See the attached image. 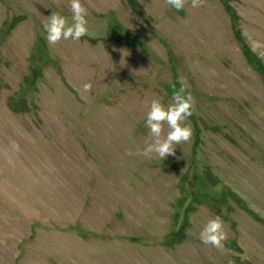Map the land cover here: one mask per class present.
<instances>
[{"label": "rangeland", "instance_id": "1", "mask_svg": "<svg viewBox=\"0 0 264 264\" xmlns=\"http://www.w3.org/2000/svg\"><path fill=\"white\" fill-rule=\"evenodd\" d=\"M81 3L88 35L50 45L69 0H0V264H264V77L242 53L264 70V0ZM181 81L191 142L138 155L146 102ZM217 215L222 250L199 239Z\"/></svg>", "mask_w": 264, "mask_h": 264}, {"label": "clouds", "instance_id": "2", "mask_svg": "<svg viewBox=\"0 0 264 264\" xmlns=\"http://www.w3.org/2000/svg\"><path fill=\"white\" fill-rule=\"evenodd\" d=\"M165 3L176 12H181L189 3L192 8L202 7L204 0H165ZM69 9L72 13L71 24L65 16L57 12H52L48 21L44 23L46 40L50 45H56L62 39L78 41L88 35V9L81 0H69ZM91 88L90 83L83 85V91L86 93L90 92ZM146 103L148 111L145 126L149 130L151 142L146 143L143 150L138 149L137 154L145 158L158 156L162 160L167 156H174L177 145L189 143L193 138L194 130L186 121L195 111L194 96L186 90L181 81L179 88L173 85L169 104L165 105L158 97ZM165 125L168 129L166 134ZM199 239L205 245L221 250L224 248L228 234L219 215L207 221L199 233Z\"/></svg>", "mask_w": 264, "mask_h": 264}, {"label": "trees", "instance_id": "3", "mask_svg": "<svg viewBox=\"0 0 264 264\" xmlns=\"http://www.w3.org/2000/svg\"><path fill=\"white\" fill-rule=\"evenodd\" d=\"M221 1H222V3L224 4V1H225V0H221ZM224 6H225L226 11L229 13V15H231L232 17L235 18V15H234L233 11L230 9V7L226 6V4H225ZM233 27H234V26H233ZM237 35H238V34H237ZM238 37L240 38L239 35H238ZM242 53H243V55H244L245 57L248 58V60H250V61L252 62V64L255 63L253 66H255V68H256V69L261 73V75L264 77V70H263V68H261V66L258 64V61L254 58V56L251 55V54L249 53V51H248L245 47H243V46H242ZM248 213H251V212L248 211Z\"/></svg>", "mask_w": 264, "mask_h": 264}]
</instances>
